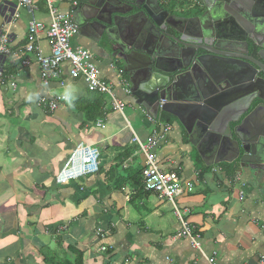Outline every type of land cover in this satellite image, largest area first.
<instances>
[{"label": "crops", "instance_id": "1", "mask_svg": "<svg viewBox=\"0 0 264 264\" xmlns=\"http://www.w3.org/2000/svg\"><path fill=\"white\" fill-rule=\"evenodd\" d=\"M35 2L34 15L20 10L10 20L3 13L13 5L16 11L17 2L0 0V29L12 22L11 54L3 70L16 83L15 90L0 87V264H68L80 253L83 264H210L189 239L178 238L183 227L166 199L137 194L133 181L145 157L134 135L146 143L155 130L164 135L155 151L162 170L194 185L177 204L204 254L217 264H262L264 190L237 175L234 164L221 161L231 154L219 161L220 146L212 151L213 143L193 138L173 116L166 124L139 108L124 91L129 87L120 85L117 67L123 65L98 38L79 34L72 44L92 53L101 77L126 103L125 116L114 110L110 96L90 93L83 79L71 78L69 63L59 80L44 85L34 56L25 51L29 21L50 24L46 1ZM177 2L172 11L179 16L203 10L189 0ZM58 6L64 13L72 10L68 0ZM124 28L118 38L127 34ZM38 46L50 53L46 32ZM25 59L30 66H22ZM61 96L67 99L54 112L39 105L42 98ZM97 109L102 117L88 119ZM165 125L171 129L164 134ZM80 143L99 149V171L58 185L56 175ZM99 230L104 237H98Z\"/></svg>", "mask_w": 264, "mask_h": 264}, {"label": "water", "instance_id": "2", "mask_svg": "<svg viewBox=\"0 0 264 264\" xmlns=\"http://www.w3.org/2000/svg\"><path fill=\"white\" fill-rule=\"evenodd\" d=\"M68 1L79 34L123 65L139 108L220 146L219 161L231 154L221 161L264 190V0H200L194 16L159 0Z\"/></svg>", "mask_w": 264, "mask_h": 264}, {"label": "built area", "instance_id": "3", "mask_svg": "<svg viewBox=\"0 0 264 264\" xmlns=\"http://www.w3.org/2000/svg\"><path fill=\"white\" fill-rule=\"evenodd\" d=\"M45 1L50 17V24L46 27L42 21H37L32 18L28 23V43L25 47V51L32 54L35 62L39 65L43 84L48 86L51 82L59 80L63 63L69 62L71 65L70 77L83 78L87 84L88 91L91 93L110 96L114 110L124 115L126 103L119 99L111 86L101 78L100 71L94 62L92 53L86 49H74L72 47V39L78 34V26L72 14L61 11L58 6L60 0ZM16 2L17 9L13 17L14 19L20 16L18 13L20 10H25L31 15H34V12L37 10L35 0H16ZM11 25L12 22H9L4 30L0 29V86L6 82V76L2 67L6 58L11 54ZM43 32H46V38L50 48L49 55H46L38 46ZM21 64L22 66H30L31 61L25 59ZM124 83V81H121V85L125 86ZM64 85L65 83L61 82V86ZM10 86L14 90L16 89V83L14 81H10ZM124 91L130 93L129 89H124ZM66 99V96H61L54 100L42 98L40 99L39 105L47 107L50 111L54 112L59 108L60 103L66 101ZM170 129L171 127L169 125H165L164 134ZM162 137L164 138V135ZM134 142L139 145L146 159V166L143 170L145 189L158 193L161 198L166 199L172 205L183 227L178 238L189 239L192 245L204 255L210 264H217L215 257H208L204 254L200 247L199 236L197 237L193 233L183 218V214L179 211L177 204L178 198L184 193L193 192L194 185L180 178L175 172L166 173L161 169L157 163L155 154L156 149L160 145L158 142L148 139L146 143H143L137 136L134 137ZM99 158L100 153L97 148L86 145L85 143L78 144L72 151L63 169L57 175V183H67L82 176L96 173L99 169ZM97 235L98 237L105 236L102 230H99ZM107 249V247H102L103 251H107ZM261 263H264V256L261 257Z\"/></svg>", "mask_w": 264, "mask_h": 264}, {"label": "trees", "instance_id": "4", "mask_svg": "<svg viewBox=\"0 0 264 264\" xmlns=\"http://www.w3.org/2000/svg\"><path fill=\"white\" fill-rule=\"evenodd\" d=\"M164 3H166L168 6H170L171 7V11H172V6L174 7V5H175V1H177V0H162ZM185 4V3H184ZM6 73H7V70H6ZM124 77H125V75H124ZM93 94H95V93H93ZM83 102V104L84 103H86V101H82ZM89 108H91V107H93V104H92V102H90L89 101ZM99 104H100V102H99ZM75 105H77V107H79V105H80V103H76ZM97 108H99V107H97ZM83 109V108H82ZM85 112H87V113H89L88 111H86V110H84ZM89 117H88V119H91V120H96V119H98V117H102V112L101 111H99L98 109L93 113V114H91V116L90 115H88ZM160 121H162V122H164V123H166V124H170V121H171V118H170V116L169 115H166V114H163V115H161L160 116ZM158 120V119H157ZM159 121V122H160ZM144 168V167H143ZM133 184H134V186L136 187V189L138 190L137 191V194H139V193H141V192H147V191H145V189H144V185H143V179H142V171H141V173H139V174H136L135 175V178H134V181H133ZM140 191V192H139ZM147 193H151V192H147ZM101 252H106V251H103L102 250V248H101ZM68 264H83V254L82 253H80L78 256H77V260L76 261H74V262H69Z\"/></svg>", "mask_w": 264, "mask_h": 264}, {"label": "bare ground", "instance_id": "5", "mask_svg": "<svg viewBox=\"0 0 264 264\" xmlns=\"http://www.w3.org/2000/svg\"><path fill=\"white\" fill-rule=\"evenodd\" d=\"M190 2H192V3H194V4H196V1L195 0H189V3ZM70 13L72 14V16H73V13L70 11ZM73 19H74V16H73ZM76 23V22H75ZM47 39V38H46ZM73 40V39H72ZM47 43H48V40H47ZM48 47H49V45H48ZM72 47L74 48V49H77V48H75L74 46H73V44H72ZM82 49V48H81ZM89 51V50H88ZM49 52H50V48H49ZM50 54V53H49ZM48 54V55H49ZM5 63V62H4ZM65 63H69V62H64L63 63V65H62V69H63V66H64V64ZM70 64V63H69ZM4 66V65H3ZM97 66V65H96ZM98 67V66H97ZM118 69H120L119 71L121 72V76L123 77V79H121V81H124L125 83V86H128L129 87V91H130V93L132 94V91H131V84H130V81H129V78H128V76L126 75V73H125V71H124V69H121V68H119V67H117ZM2 69H3V67H2ZM99 69V68H98ZM99 71H100V69H99ZM61 75H62V73H61ZM69 75H70V72H69ZM124 75H125V77H124ZM100 76H101V72H100ZM40 77H41V74H40ZM61 78V77H60ZM72 78V77H71ZM81 78V77H80ZM102 78V77H101ZM73 79H77V78H73ZM81 79H83V78H81ZM103 79V78H102ZM42 80V79H41ZM84 80V79H83ZM104 80V79H103ZM10 81H13V80H8L7 78H6V82H5V84L4 85H6V84H9V86H10ZM56 81V80H55ZM104 81H106V80H104ZM121 81H120V85H121ZM15 82V81H14ZM107 82V81H106ZM52 83V82H51ZM108 84H109V82H107ZM4 85H1L0 87H2V86H4ZM87 85V84H86ZM110 85V84H109ZM121 86H123V85H121ZM11 87V86H10ZM12 88V87H11ZM88 88V87H87ZM13 89V88H12ZM91 93V92H90ZM129 93V94H130ZM98 95H100V94H98ZM113 106V105H112ZM125 116V115H124ZM134 133V132H133ZM136 135H134V137H135ZM163 137H162V134H160V133H158V132H156V131H153L152 132V135L150 136V138H149V140L150 141H155V142H159L161 139H162ZM99 150V149H98ZM142 152V151H141ZM99 153H100V151H99ZM143 154V153H142ZM71 155V154H70ZM144 155V154H143ZM101 156V155H100ZM145 157V156H144ZM99 161H100V158H99ZM158 163V162H157ZM99 164H100V162H99ZM159 165V164H158ZM145 166H146V159H145V163H144V168H145ZM160 166V165H159ZM144 168H143V170H144ZM162 169V168H161ZM62 170V169H61ZM143 170H142V179H143ZM98 171H99V169H98ZM97 171V172H98ZM96 172V173H97ZM96 173H94V174H96ZM59 174V173H58ZM57 174V175H58ZM57 175H56V177H57ZM89 175H92V174H89ZM89 175H86V176H82V177H80V178H78V179H74V180H71V181H75V180H79V179H81V178H84V177H87V176H89ZM55 180H56V178H55ZM71 181H69V182H71ZM69 182H67V183H69ZM56 183H57V181H56ZM67 183H63V184H67ZM58 185H63V184H59V183H57ZM143 185H144V182H143ZM144 189H145V186H144ZM145 191H147L146 189H145ZM147 192H150V191H147ZM151 193H155V192H151ZM155 194H157V195H159L158 193H155ZM160 196V195H159Z\"/></svg>", "mask_w": 264, "mask_h": 264}, {"label": "flooded vegetation", "instance_id": "6", "mask_svg": "<svg viewBox=\"0 0 264 264\" xmlns=\"http://www.w3.org/2000/svg\"><path fill=\"white\" fill-rule=\"evenodd\" d=\"M162 3H164V2H162ZM175 3H178L177 1H175ZM165 4V3H164ZM171 6V5H170ZM170 6H168L169 7V9L171 8ZM74 21H75V19H74ZM77 25V24H76ZM78 26V25H77ZM79 35V28H78V34L76 35V36H78Z\"/></svg>", "mask_w": 264, "mask_h": 264}, {"label": "rangeland", "instance_id": "7", "mask_svg": "<svg viewBox=\"0 0 264 264\" xmlns=\"http://www.w3.org/2000/svg\"><path fill=\"white\" fill-rule=\"evenodd\" d=\"M124 113H125V110H124ZM139 127V126H138ZM133 130V129H132Z\"/></svg>", "mask_w": 264, "mask_h": 264}]
</instances>
